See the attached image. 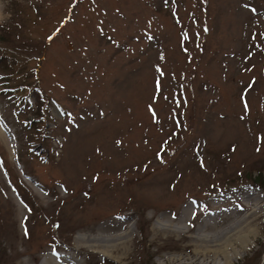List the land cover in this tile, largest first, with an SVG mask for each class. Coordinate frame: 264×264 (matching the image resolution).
<instances>
[{"label": "rangeland", "instance_id": "rangeland-1", "mask_svg": "<svg viewBox=\"0 0 264 264\" xmlns=\"http://www.w3.org/2000/svg\"><path fill=\"white\" fill-rule=\"evenodd\" d=\"M254 205L229 264H264V0H0V264H174Z\"/></svg>", "mask_w": 264, "mask_h": 264}, {"label": "bare ground", "instance_id": "bare-ground-1", "mask_svg": "<svg viewBox=\"0 0 264 264\" xmlns=\"http://www.w3.org/2000/svg\"><path fill=\"white\" fill-rule=\"evenodd\" d=\"M3 133V132H2ZM3 143V142H2ZM4 145V144H3ZM253 193L250 195H247V199H256L253 197ZM249 199V200H250ZM258 210V207L256 205L253 206V209H251L248 216L241 217L236 222L234 221L232 224L229 225V227L222 228L221 231L215 232L211 235V233H205L203 234L200 230L201 228L205 227H216L218 225L217 220L215 218L208 221V223H205L203 225H200L197 227V230L195 231V234L190 235L188 237V242H186L182 246V250H186L188 253H180V255H174L170 258V260L174 264H198V262L202 261L204 264L207 263H213L216 261V259L219 257L220 260H222V264H229L231 263L232 257L236 256V246L244 247L247 245L246 240L248 238L249 232L241 227H243L245 224H248V217L252 214H254ZM183 217L182 219L179 218V220L182 221H189L187 218L185 219V211H183ZM252 221L256 220L257 218L252 217ZM178 220V222H179ZM159 228L163 230L164 232H169L170 230L176 231V232H182L185 230L179 229L178 227H175L174 224H171V221L166 220L164 222L158 221ZM93 228V227H91ZM248 228V227H247ZM178 229V230H177ZM216 229V228H215ZM213 231V230H212ZM127 232H130V230H127ZM85 233V232H84ZM251 233V232H250ZM215 235V236H214ZM251 235V234H250ZM126 235L120 234L116 238L110 237L108 239H95V236H87L85 235H79L76 238V241H85L84 244L81 246L86 249H93V251H98L99 254H108V250L117 248V250L125 243L126 238L124 239ZM103 237V236H102ZM129 240V239H128ZM127 242V241H126ZM86 243L88 245L86 246ZM77 244V243H76ZM79 245V244H77ZM79 246L77 249V252H81L82 248ZM124 246V245H123ZM110 254V253H109ZM112 255V254H111ZM120 255V254H119ZM125 256V255H124ZM123 257V256H122ZM43 264H81V261H77V259H74L72 261H62L60 259L46 257L44 259ZM216 264V263H215Z\"/></svg>", "mask_w": 264, "mask_h": 264}, {"label": "snow or ice", "instance_id": "snow-or-ice-1", "mask_svg": "<svg viewBox=\"0 0 264 264\" xmlns=\"http://www.w3.org/2000/svg\"><path fill=\"white\" fill-rule=\"evenodd\" d=\"M27 234V233H26Z\"/></svg>", "mask_w": 264, "mask_h": 264}]
</instances>
